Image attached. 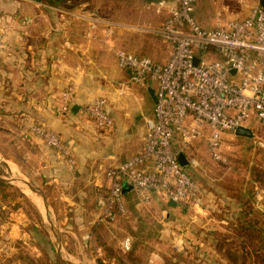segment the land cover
I'll return each mask as SVG.
<instances>
[{"label":"crops","instance_id":"1","mask_svg":"<svg viewBox=\"0 0 264 264\" xmlns=\"http://www.w3.org/2000/svg\"><path fill=\"white\" fill-rule=\"evenodd\" d=\"M117 1L0 0V128L6 136L2 143L17 147L3 158L13 173L43 186L56 213L55 228L50 223L51 240L57 243L58 256L71 257L68 260L73 264H136L130 260L137 252L134 241L130 250L122 247L123 240L130 236L120 241L118 255L110 254L105 244L97 242V228L105 227L97 226L96 219L100 213L98 194L108 186L106 171L145 147L156 103L151 95L156 89L153 81L146 86L127 83L121 90L119 83L129 76L118 65L116 50L126 49L158 63L167 62L171 55V45L150 31L162 26L167 12L149 9L155 0ZM194 16L205 27L216 26L218 17L225 18L203 0H198ZM106 30L110 31L108 36ZM70 84L76 88L75 104L69 112L60 114L58 96ZM99 96L109 101L114 131L98 130L93 119L81 110L82 105ZM74 106L78 108L74 110ZM34 122L44 123L72 141L74 169L58 150L29 131L28 126ZM248 127L255 134L257 122L252 120ZM209 136L205 127L203 135L180 152L195 184L190 203L171 206L164 195L154 193L150 203L142 204L130 187L125 192L128 215L138 211L167 215L166 223L177 228L172 229L177 233L175 246L185 248L191 240H199L203 246L216 237L215 233L226 228L230 232L229 226L234 223H245V219L248 224L256 223L250 217H240L249 205L263 210L261 176L253 181V190L232 188L224 186L225 175H215L208 169L204 154L209 150ZM222 138L224 152L233 140L248 137L224 131ZM176 148L180 150L178 144ZM257 148L256 159H264V149ZM144 167L151 168V163ZM245 176L251 178L250 174ZM26 193L41 201L32 191L27 189ZM0 219L3 256L13 257L22 250L20 245L25 249L28 245L37 254L36 239L26 230L30 221L25 211L19 207ZM262 220L257 223L264 228ZM89 233L91 239L85 240ZM149 262L163 264L164 260L159 252H153Z\"/></svg>","mask_w":264,"mask_h":264},{"label":"built area","instance_id":"2","mask_svg":"<svg viewBox=\"0 0 264 264\" xmlns=\"http://www.w3.org/2000/svg\"><path fill=\"white\" fill-rule=\"evenodd\" d=\"M197 4L198 0H155L148 5L157 13L167 12L162 26L150 29L171 45L167 62L158 63L126 49L116 50L118 65L129 76L119 83L121 90L127 83L146 86L153 81L157 101L145 147L106 171L108 186L98 194L97 226L127 215L125 185L142 204L150 203L154 193L177 204L190 203L195 184L181 164L179 153L199 139L205 127L210 131L208 149L215 160H223L222 133L248 127L252 120L262 128L257 144L264 149V7L256 5L243 19L205 27L194 16ZM105 33L108 36L110 31ZM75 98V85L70 84L58 96V112H69ZM81 110L93 119L98 130H115L106 97L95 98ZM28 129L58 150L74 169L72 141L44 123L34 122ZM147 162L151 168L144 167ZM261 207L264 209V202ZM91 237V233L84 236L85 240ZM122 247L131 249L130 237L123 240ZM0 264L11 263L0 255Z\"/></svg>","mask_w":264,"mask_h":264},{"label":"rangeland","instance_id":"3","mask_svg":"<svg viewBox=\"0 0 264 264\" xmlns=\"http://www.w3.org/2000/svg\"><path fill=\"white\" fill-rule=\"evenodd\" d=\"M127 1L130 0H119L117 2L122 3ZM263 2L264 0H203L204 5L209 4V6H214L215 14L219 12L225 17H218V22L228 19H243L250 14L251 10L256 5H263ZM83 113L88 115L85 112ZM261 129L260 125L257 124L254 137L233 140L226 146L224 152V140L222 138L221 151L223 160L221 161L215 160L209 150H205L204 163L207 165L208 169L213 171V174L218 175L219 173L227 177L226 180L223 178V181L227 182L224 186L232 188L245 187L253 190L256 186L253 181L257 180L256 178H260L259 176H261L262 180H264V159H256V149L259 147L257 141ZM3 132H5L4 129L0 128V179L4 182L0 183V218H6L9 216V211L13 209L18 210L20 207L21 210L26 212L30 221L26 230H30L28 232L34 236L39 248V253L37 252V254H35L32 250L28 249V245H26V249L23 248V245H20L22 250L14 253L15 255L13 257H6V259L11 264H66L65 259L68 260V258L71 257L67 256L63 258L61 255L58 256L56 252L57 243L55 240H51L52 230L50 223L54 226L53 219L56 213L51 208L47 194L44 192L43 186L37 181L30 177L15 174L9 169L8 163L3 157L12 155L13 149L17 147H11L10 145L6 146L2 143L4 137H6ZM246 174H250L251 178L247 180ZM18 179L28 181L42 191L50 205L48 215L46 214L43 197L36 194L41 201L34 200L26 193L27 188L18 182ZM250 180L251 182H249ZM38 208L42 211L44 224L39 220L36 211ZM148 215H146L145 211H138L129 215L127 214L116 222L105 225V227H98L97 234H99L100 239L97 242L105 244L110 254L118 255V245H120V241L126 236L132 237V243L134 241V247L137 252L135 255L132 254V259L130 260L136 264H150V262L148 263V257H150L153 252H159L162 255L164 260L163 264H234V262L241 261L240 256H238V253L234 250L226 249L222 253L220 250L222 243L215 236L209 241L210 243L208 242L209 244L206 243L203 246L200 244L201 241L199 240L189 241L185 248L182 246H175L177 233H173L172 229L177 228L174 227L172 223H166L168 220L167 215L161 212L155 214L149 212ZM252 218L255 219L256 222L259 221L261 223V221H263L262 218H264V212L262 211V214H255ZM224 231H226V229ZM48 238L52 241V244L47 243V241H49ZM1 243L0 240V246ZM40 245H43L44 249H42ZM209 251H211V253H209ZM232 251H234L233 255L231 254ZM199 254L205 255L201 257ZM0 255L3 256L1 252ZM129 257H131V254ZM253 259L254 258H247L245 264H255Z\"/></svg>","mask_w":264,"mask_h":264},{"label":"trees","instance_id":"4","mask_svg":"<svg viewBox=\"0 0 264 264\" xmlns=\"http://www.w3.org/2000/svg\"><path fill=\"white\" fill-rule=\"evenodd\" d=\"M63 1H69L73 3V2H77L78 0H63ZM261 6L264 7V4ZM0 183H4V182L0 179ZM36 211L38 213L40 222L44 224L42 213L40 212L39 208ZM262 211L264 212V209L262 210L260 207L249 205L248 208L246 209V212L241 214L240 217L243 218L244 215L245 218L246 217L252 218V216L255 214H262ZM252 220L254 219L252 218ZM244 221L245 223L238 222V223H234V226L230 225L229 226V228H231L230 232L226 230L214 234L222 243V247L220 248V250L222 251V253L226 249L234 250L236 253H238V256H240L241 258V261H237L238 264H245L247 258H254L253 262L255 264H264V239H262L263 238L262 236H264V228L260 227L257 222L256 223L252 222L248 224L246 222V219ZM28 231L30 230L28 229ZM231 231L234 233H232ZM51 242L52 241L50 239L49 241H47V243L49 244H52ZM40 246L42 249H44L43 245ZM234 251H232L231 253L232 255L234 254L233 253ZM126 255H128L129 258L130 251Z\"/></svg>","mask_w":264,"mask_h":264},{"label":"water","instance_id":"5","mask_svg":"<svg viewBox=\"0 0 264 264\" xmlns=\"http://www.w3.org/2000/svg\"><path fill=\"white\" fill-rule=\"evenodd\" d=\"M195 62L197 63L198 59H196ZM232 72H235V70H232ZM151 95L153 96L154 100L157 101L155 92L153 90H151ZM77 108H78V106H74L73 109L76 110ZM235 134L238 135V136H243V137H248V138L254 137L253 130L251 128L247 127V126L239 127L238 129H236ZM179 160H180V162H181V164L183 166H186L188 164V162L185 159V156H184L183 153H179ZM8 180L11 181V179H8ZM17 181L20 182L24 187H26L27 189H29L33 193H35L37 195H41L43 197L44 205H45V208H46V214L48 215V211L50 209V205H49L47 199L45 198L44 194L42 193V191H40L38 188H36L34 185H32L31 183H29L26 180L18 179ZM11 182H14V181H11ZM128 188L129 187L127 185H125L124 186V192H126L128 190ZM169 203H170L171 206H176L177 205V202H175L174 200H170ZM56 234H57V232H56ZM65 262H66V264H73L69 260H66Z\"/></svg>","mask_w":264,"mask_h":264}]
</instances>
